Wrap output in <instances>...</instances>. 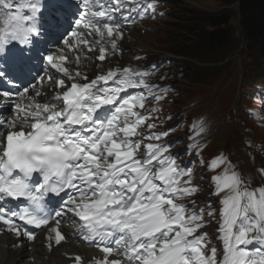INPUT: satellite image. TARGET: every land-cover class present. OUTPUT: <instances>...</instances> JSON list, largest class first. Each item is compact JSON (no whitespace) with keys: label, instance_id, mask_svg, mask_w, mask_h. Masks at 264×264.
Masks as SVG:
<instances>
[{"label":"snow or ice","instance_id":"obj_1","mask_svg":"<svg viewBox=\"0 0 264 264\" xmlns=\"http://www.w3.org/2000/svg\"><path fill=\"white\" fill-rule=\"evenodd\" d=\"M75 2L83 7L66 32L63 45L77 51L91 43H103L107 37L115 48L114 36L122 34L114 13L121 10L123 0ZM97 5L101 10H94ZM0 7L6 10L0 28V52L13 42L26 46L31 35L39 33L34 22L44 7L42 0L20 4L0 0ZM50 7L56 9L57 0H52ZM54 14L63 18L59 11ZM94 36L101 39H88ZM99 53L98 59L105 60L106 49L101 47ZM12 59L14 71L25 75L27 53ZM43 59L53 71L45 70L40 82L47 78L60 90L40 102L35 97L43 93L36 90V84L31 85L34 96L28 95L29 87L16 89L27 103H15V115L0 120V128L8 129L0 132V200L25 198L32 208L17 211L0 206V223L17 236L34 239L32 233L17 226V219L38 227L49 225L50 220L37 213L45 207L46 194L64 193L55 216L72 213L83 222L80 231L86 239L98 240V246L107 242L108 246L101 247L104 259L97 264H264V187L250 190L234 172L213 177L218 192L230 193L221 201L223 258L218 262L217 249L209 252L207 248L206 233L197 234L202 213L187 215L185 205L176 202V197L194 191L180 187L185 170L164 155L167 149L161 145L149 143L143 158L138 156L141 144L131 137L143 117L133 109L137 103L142 107L146 97L120 98L122 92L138 86L130 82L129 69L122 73L109 70L90 82L79 83L75 79L81 74H72L63 66L65 55L47 54ZM6 77L8 70L0 69V80L8 83ZM66 79L70 86H66ZM139 86L147 87L143 79ZM11 94L12 90L2 92L9 99ZM35 173L41 180L34 185L31 180ZM55 225L50 231L55 233V243L60 244L65 236L59 220ZM253 244L257 246L250 248ZM110 256L115 258L109 260ZM75 259L81 260L79 256Z\"/></svg>","mask_w":264,"mask_h":264},{"label":"rangeland","instance_id":"obj_2","mask_svg":"<svg viewBox=\"0 0 264 264\" xmlns=\"http://www.w3.org/2000/svg\"><path fill=\"white\" fill-rule=\"evenodd\" d=\"M167 1L170 2L166 4V10L169 12L168 17L164 18L162 21L155 22V25H150L152 26L150 30L141 29L137 33L133 32V34H129L133 38L131 39L132 44L128 47L141 44L155 55L170 54L175 56L170 50L174 52L178 51L179 45H169L168 42H170L171 37L175 33H179L181 34L180 44L183 48H187L190 54L192 50L194 51L196 49L195 59L189 62L190 68L182 70V75L176 78L175 85L180 89L181 93L178 97V101L184 104L183 106L178 105L179 108L186 105V107L182 108L186 109L189 106L188 112L191 115L200 113V110L205 108L206 101H212V106L208 112V115L212 119L213 132L210 134L212 142L207 151L205 150V154L208 155V158H212L216 151L222 150L223 147H232L231 143H233V146H239L238 139L242 136L243 139L244 136H246L249 137L250 140L252 138L254 141L257 136L264 137V129L259 130L252 123L254 122V118L246 119L242 113L244 104L249 102L246 98V93L251 83L261 76L260 70L264 63L256 62L248 53H239L238 50L233 51L230 49L224 53V49H220V46H218V48H211L206 35L201 38L196 35V33L200 34L199 30L193 33H185L186 25L192 24L190 19L187 20L189 23L186 21L182 22L183 20L179 19L181 17L176 16L177 8L181 9L185 7L199 10L206 18L209 17V15L229 10L232 13L231 30L235 36H239L241 32L239 30L240 26L237 12L238 0ZM207 25V21H204L205 31L206 29L208 31ZM181 30L184 31L181 33ZM184 34H186L185 37ZM120 57L121 55H119V59ZM90 63L91 62L88 64ZM172 64H174V62ZM178 65L181 66L180 64ZM175 69L177 70V68ZM194 69H202L201 73L197 74L199 76L194 74L196 73ZM192 79H194V81ZM197 81H199V83H197ZM183 86H186L185 90H181ZM199 102L202 106L196 105ZM169 106L176 108V105ZM250 124L254 126H250ZM250 127H253L254 131L253 129L251 130ZM181 134L182 133L179 132L178 138L182 136ZM168 137L171 138L169 133ZM246 145L250 147H246ZM252 146L253 144H251V142L244 143L235 154H232L234 155L232 157L234 159L236 157L246 158L250 156L252 152L258 153ZM178 147L181 146H177V148ZM181 151L182 150L174 151V155L180 158L179 154ZM184 155H188V160L192 166L193 157L191 151L186 150L182 153V156ZM181 163L184 162L181 161ZM193 169L195 168L193 167Z\"/></svg>","mask_w":264,"mask_h":264},{"label":"trees","instance_id":"obj_3","mask_svg":"<svg viewBox=\"0 0 264 264\" xmlns=\"http://www.w3.org/2000/svg\"><path fill=\"white\" fill-rule=\"evenodd\" d=\"M238 3L237 12L239 30L241 32L239 36H235L231 30L232 13L229 10L209 15L207 18L197 9L177 8L179 9L177 12L181 17L179 19L183 20L182 22L186 21L189 23L187 20H191L192 24L186 25L185 33H193L199 30L200 34L196 33V35L200 38L206 35L211 48H218L220 46V49H224V53H226L227 50L231 49L234 51L242 47L243 53H248L256 62L264 63V0H238ZM204 21L208 23V31L207 29L205 31ZM183 31L181 30V33ZM176 41H178L176 43L181 42V34L179 37H176ZM180 48L181 51L183 49L185 55L196 57V49L192 50L190 54L187 48ZM260 71L263 75L264 64ZM196 73L198 72L196 71Z\"/></svg>","mask_w":264,"mask_h":264},{"label":"bare ground","instance_id":"obj_4","mask_svg":"<svg viewBox=\"0 0 264 264\" xmlns=\"http://www.w3.org/2000/svg\"><path fill=\"white\" fill-rule=\"evenodd\" d=\"M125 13L124 15H130L129 11ZM117 17L121 20L126 19L123 15ZM133 32L137 33V29L134 28ZM129 36V34L124 36V39H127V46L132 44L131 39L133 37L130 36L129 38ZM134 51L138 52V48H135ZM113 61L116 62L117 59L113 58ZM73 62L77 69L87 73L90 66H98L96 62H91L89 66L85 65L84 61L77 63L78 60L73 59ZM98 67L101 68L100 66ZM55 226L53 225L44 230L43 233L34 237V239H29L28 236L23 234L17 236L6 228H0V264H68L71 260L67 257L76 253L84 254L86 257L85 264H90L89 261L92 255H98L94 249L73 243L68 234L65 240L60 245H57L55 243V233L50 231Z\"/></svg>","mask_w":264,"mask_h":264}]
</instances>
